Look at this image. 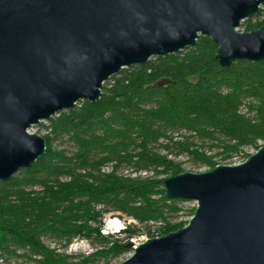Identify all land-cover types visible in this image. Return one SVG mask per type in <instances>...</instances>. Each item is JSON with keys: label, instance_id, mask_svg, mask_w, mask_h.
I'll return each mask as SVG.
<instances>
[{"label": "trees", "instance_id": "trees-1", "mask_svg": "<svg viewBox=\"0 0 264 264\" xmlns=\"http://www.w3.org/2000/svg\"><path fill=\"white\" fill-rule=\"evenodd\" d=\"M262 15L241 27L259 29ZM216 51L201 37L193 48L125 69L99 102H80L43 125L46 154L0 182V263L109 264L129 252L125 240L101 234L110 213L160 225L159 237L184 228L188 222L171 221L183 210L163 186L185 172L175 159L187 153L212 170L217 158L246 160L264 146V61L223 68ZM138 231L129 224L122 232L129 240ZM84 239L96 241L90 255L68 254Z\"/></svg>", "mask_w": 264, "mask_h": 264}, {"label": "water", "instance_id": "water-1", "mask_svg": "<svg viewBox=\"0 0 264 264\" xmlns=\"http://www.w3.org/2000/svg\"><path fill=\"white\" fill-rule=\"evenodd\" d=\"M264 0H0V182L46 154L30 130L95 104L123 70L176 55L201 37L223 68L264 61V25L240 32ZM195 202L188 225L125 248L122 264H264V146L244 162L163 181Z\"/></svg>", "mask_w": 264, "mask_h": 264}, {"label": "rangeland", "instance_id": "rangeland-1", "mask_svg": "<svg viewBox=\"0 0 264 264\" xmlns=\"http://www.w3.org/2000/svg\"><path fill=\"white\" fill-rule=\"evenodd\" d=\"M261 13H263V15L258 19L259 21L264 20V9L261 11ZM256 18H257V16H256ZM240 32H245L242 27L240 28ZM48 123L49 122H45V123L40 124L39 126L33 127L30 130V132L33 134H38V135L44 137L47 134V131L43 128V125L47 126ZM55 145L57 147L63 148V149H69L70 148V145L67 143H65L62 147H60L59 143H56ZM259 145L260 146L264 145V143L260 142ZM255 152L256 151L254 149H251V150H248L246 153L252 155ZM241 160H244V157L234 158L230 161H225L222 158H217L215 161L218 163V165L233 166V165H237L239 162H241ZM175 161L182 164V168L185 170V172L200 173V172H206V171L211 170L206 165L199 164V163H196L195 161H193L191 156L188 155L187 153H183L178 158H176ZM133 175L135 176L136 174L134 173ZM145 175H146L145 173H142V176H145ZM177 206L182 208L183 211L181 213H179L177 216H173L171 221L173 223H176V222L177 223H179V222H188L189 223V221L192 218L191 211L193 209H195L196 203L195 202H181L180 201V203H178ZM114 222L117 224V226H113L115 228H113L111 226V225L115 224ZM103 223H104V228L101 231L102 235H109V236H113L115 239L125 240V244H127L129 242H133L134 245H138L140 243L145 242L148 239L160 238L158 236L159 231H160V229H159L160 225H154V224L153 225L148 224L147 226L141 225V224H138L136 221L132 220L131 218H127L126 216H123L119 213L107 214L104 217ZM188 223H187V225H188ZM129 224H134L135 226H137L139 231L136 235H134L132 238H130L128 240L127 235L123 234V232L119 233V231H122V229H125ZM150 231L156 237L151 238L152 235L149 234ZM45 242L48 245L50 244L51 247L55 248V243H50L49 241H45ZM95 245H96L95 239H93V240H85L84 239V240L75 242L72 246H70L68 248L69 249L68 254H77V255L82 254L84 256H88L92 253L93 248H94L93 246H95ZM131 255H132V252L129 251V252L123 254L120 258L109 262V264H122L126 260H128L131 257ZM2 264H8V263H2ZM9 264H27V263H24L21 260L13 259V260H11V263H9ZM29 264H32V263H29ZM99 264H107V262L103 261V262H100Z\"/></svg>", "mask_w": 264, "mask_h": 264}, {"label": "bare ground", "instance_id": "bare-ground-1", "mask_svg": "<svg viewBox=\"0 0 264 264\" xmlns=\"http://www.w3.org/2000/svg\"><path fill=\"white\" fill-rule=\"evenodd\" d=\"M114 223H115V222H114ZM111 226H112V227H113V226H117V224L115 223V224H113V225H111ZM111 226H110V227H111ZM113 228H115V227H113Z\"/></svg>", "mask_w": 264, "mask_h": 264}, {"label": "built area", "instance_id": "built-area-1", "mask_svg": "<svg viewBox=\"0 0 264 264\" xmlns=\"http://www.w3.org/2000/svg\"><path fill=\"white\" fill-rule=\"evenodd\" d=\"M245 160H241V162H239L238 164H240V163H242V162H244ZM151 225H153V224H151Z\"/></svg>", "mask_w": 264, "mask_h": 264}]
</instances>
